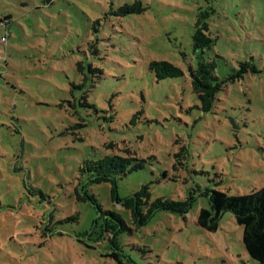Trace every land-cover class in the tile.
I'll return each mask as SVG.
<instances>
[{
	"label": "rangeland",
	"instance_id": "1",
	"mask_svg": "<svg viewBox=\"0 0 264 264\" xmlns=\"http://www.w3.org/2000/svg\"><path fill=\"white\" fill-rule=\"evenodd\" d=\"M134 4L139 12L119 13ZM205 4L0 0V20L9 17L0 23V264H119L99 242L103 213L120 210L112 184H87L80 171L105 155L141 164L118 180L121 197L149 184L152 201L195 199L187 219L160 210L122 234L137 264H256L230 210L216 232L196 220L209 207L198 186L232 195L264 187V0H213L219 74L245 60L261 72L228 82L212 111L199 108L187 77L158 80L149 67L167 60L188 72Z\"/></svg>",
	"mask_w": 264,
	"mask_h": 264
},
{
	"label": "trees",
	"instance_id": "2",
	"mask_svg": "<svg viewBox=\"0 0 264 264\" xmlns=\"http://www.w3.org/2000/svg\"><path fill=\"white\" fill-rule=\"evenodd\" d=\"M46 3L52 0H44ZM206 4L198 7L194 32L192 34V45L195 64L189 66L186 73L182 68L167 60H153L149 67L155 73L158 80L166 78L187 77L190 80L194 94L199 101V108L202 112L212 111L217 102V96L223 87L236 79L243 78L248 73H260V68L251 60L239 62L227 76L219 74V67L223 59L221 53L216 51L219 36H213L212 17L217 14V9L213 5V0H205ZM141 8L134 5H124L119 13L131 14L139 12ZM7 16L0 20L5 25ZM7 40V32L1 37ZM6 40L4 43H6ZM78 69H82L78 64ZM187 74V75H186ZM86 87V78L80 83L73 84L72 90H80ZM86 89L83 94L75 96L73 99L82 100L86 98ZM1 128V125H0ZM132 158L119 155H105L96 159H87L80 168L82 174H87V184H100L110 182L112 184V202L120 205V210L125 209L134 227H131L125 220L120 210H107L104 215L102 235L99 242L108 240L110 253L106 254L114 258L119 264H137L136 261L127 255L121 241L123 233H132L134 228L146 225L153 215L160 210L171 211L182 215L191 212L194 198L192 195L185 200H172L170 198L159 197L151 200L149 184L143 185L138 191L131 195L121 197L118 195L117 183L120 178L130 171H135L141 164L131 165ZM197 192L201 197L208 198L209 207H200L197 215V225L210 232H216L219 228L220 218L223 212L230 210L239 226L243 227L242 242L249 256L256 264H264V187L246 195H232L223 190L201 188L198 186ZM86 198L96 202L93 195L86 193ZM102 210V206L96 203ZM102 214V215H103Z\"/></svg>",
	"mask_w": 264,
	"mask_h": 264
},
{
	"label": "built area",
	"instance_id": "3",
	"mask_svg": "<svg viewBox=\"0 0 264 264\" xmlns=\"http://www.w3.org/2000/svg\"><path fill=\"white\" fill-rule=\"evenodd\" d=\"M2 40L5 41L6 39L3 37Z\"/></svg>",
	"mask_w": 264,
	"mask_h": 264
}]
</instances>
